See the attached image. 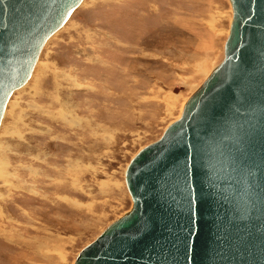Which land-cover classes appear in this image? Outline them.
Here are the masks:
<instances>
[{
  "label": "rangeland",
  "instance_id": "374dc122",
  "mask_svg": "<svg viewBox=\"0 0 264 264\" xmlns=\"http://www.w3.org/2000/svg\"><path fill=\"white\" fill-rule=\"evenodd\" d=\"M228 0H84L0 122V264H72L130 207L123 170L222 57Z\"/></svg>",
  "mask_w": 264,
  "mask_h": 264
},
{
  "label": "water",
  "instance_id": "95a60500",
  "mask_svg": "<svg viewBox=\"0 0 264 264\" xmlns=\"http://www.w3.org/2000/svg\"><path fill=\"white\" fill-rule=\"evenodd\" d=\"M82 0H0V122ZM222 57L123 170L130 207L72 264H264V0H228Z\"/></svg>",
  "mask_w": 264,
  "mask_h": 264
},
{
  "label": "bare ground",
  "instance_id": "6f19581e",
  "mask_svg": "<svg viewBox=\"0 0 264 264\" xmlns=\"http://www.w3.org/2000/svg\"><path fill=\"white\" fill-rule=\"evenodd\" d=\"M83 1H84V0H82V1L80 2L79 5H81V4L83 3ZM79 5H78V6H79ZM67 20H68V19H67ZM62 27H63V25H62L59 29H61ZM59 29H58V30H59ZM58 30H57V31H58ZM57 31H55V32H57ZM53 34H55V33H53ZM53 34H52V35H53ZM52 35H51V36H52ZM51 36L46 40V42L51 38ZM46 42H45V43H46ZM45 43H44V45H45ZM43 47H44V46H43ZM37 63H38V59H37V61L35 62L32 71H34L35 67L37 66ZM32 73H33V72H32ZM32 73H31V75H30V77H29V80H30V78H31V76H32ZM25 84H26V83H25ZM25 84H24V85H25ZM20 88H21V87H20ZM17 90H18V89H17ZM15 91H16V90H15ZM15 91H14V92H15ZM8 102H9V99H8L7 103H8ZM7 103H6V104H7ZM5 106H6V105H5ZM5 108H6V107H5ZM4 111H5V109H4ZM4 111H3V115H4V113H5ZM2 117H3V116H2Z\"/></svg>",
  "mask_w": 264,
  "mask_h": 264
}]
</instances>
